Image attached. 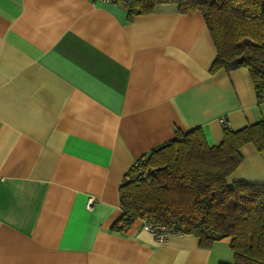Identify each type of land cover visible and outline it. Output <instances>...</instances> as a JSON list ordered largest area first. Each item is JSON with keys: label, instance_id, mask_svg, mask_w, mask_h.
<instances>
[{"label": "crops", "instance_id": "1", "mask_svg": "<svg viewBox=\"0 0 264 264\" xmlns=\"http://www.w3.org/2000/svg\"><path fill=\"white\" fill-rule=\"evenodd\" d=\"M215 57L202 16L172 4L0 0V264H232L229 239L113 229L125 173L175 131L214 146L220 117L264 120L248 70L211 73ZM241 154L227 183L264 182V150Z\"/></svg>", "mask_w": 264, "mask_h": 264}, {"label": "trees", "instance_id": "2", "mask_svg": "<svg viewBox=\"0 0 264 264\" xmlns=\"http://www.w3.org/2000/svg\"><path fill=\"white\" fill-rule=\"evenodd\" d=\"M145 15L172 4L179 13H199L216 57L209 71L246 68L264 102V0H107ZM264 150V120L223 131L209 146L200 128L175 131V139L150 151L125 173L118 189L121 216L113 229L125 231L136 220L163 225L170 233L192 234L199 247L229 239L232 264H264V182L227 177L242 161L241 148ZM138 169L146 179L135 178ZM225 264V263H221Z\"/></svg>", "mask_w": 264, "mask_h": 264}, {"label": "built area", "instance_id": "3", "mask_svg": "<svg viewBox=\"0 0 264 264\" xmlns=\"http://www.w3.org/2000/svg\"><path fill=\"white\" fill-rule=\"evenodd\" d=\"M91 1L92 2H96V1L107 2V0H91ZM219 123L223 131L230 130V125L224 116L219 118ZM146 176H147V171L143 169H138V171L135 174V178H138V179H146ZM91 203H92L91 200L87 203L88 207ZM141 223H142V229L149 231L151 235L153 236V238L155 239V241L159 243H163L165 240L166 234L170 233L169 230L163 225H151L149 223H146L144 220H141Z\"/></svg>", "mask_w": 264, "mask_h": 264}]
</instances>
